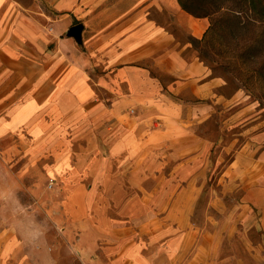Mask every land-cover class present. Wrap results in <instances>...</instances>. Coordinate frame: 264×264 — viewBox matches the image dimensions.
Returning a JSON list of instances; mask_svg holds the SVG:
<instances>
[{
	"label": "rangeland",
	"instance_id": "1",
	"mask_svg": "<svg viewBox=\"0 0 264 264\" xmlns=\"http://www.w3.org/2000/svg\"><path fill=\"white\" fill-rule=\"evenodd\" d=\"M186 2L197 13L208 5L230 4ZM41 5L52 15L46 29L55 38L64 37L71 24L83 23L82 43L72 39L85 59L89 83L100 80L110 89L126 90L127 73L110 61L132 64V37L117 43L119 32L132 29V16H124L132 0H41ZM156 17L188 42L186 57L196 55L206 64L201 54L210 60L214 68L206 65L224 85L207 99L195 98L186 87L177 107L180 117L164 118L162 107L147 102L122 101L117 123L106 117L111 100L98 87L91 100L74 104L63 98L56 106L46 101L35 111L29 95L16 110L11 98L0 101V119L10 111L4 106L15 110L5 132L0 129V232L8 246H18L0 264H26L25 255L41 254L38 242L56 256V264H83L79 249L96 251L98 224L105 217L134 225L147 220L156 224L154 233L171 231L166 223L185 218L196 230L193 243L208 244L211 238L204 264H264V98L249 94L232 69L221 67L233 58L230 51L219 52L222 42L240 46L237 36L251 27L235 29L237 36L226 29L224 37L213 36L211 46L195 40L171 16ZM140 65L166 88L173 80L150 57ZM26 86H20L23 93ZM182 127L184 134H173ZM108 146L116 153L106 155ZM103 168L111 180H96ZM84 222L90 229L81 242Z\"/></svg>",
	"mask_w": 264,
	"mask_h": 264
},
{
	"label": "crops",
	"instance_id": "2",
	"mask_svg": "<svg viewBox=\"0 0 264 264\" xmlns=\"http://www.w3.org/2000/svg\"><path fill=\"white\" fill-rule=\"evenodd\" d=\"M116 12V15L121 13L119 9ZM124 16H132V29L130 32L127 30L119 32L120 40L117 43L120 46L126 39L132 37V64L121 62L116 64L115 59L111 58L110 64L126 72L127 78L126 90H119L117 86L110 89L109 84H104L100 80H94L93 84L89 83L84 76L85 59L71 37L65 35L55 38L48 32L46 21L51 19L52 15L42 8L41 0H0V101L11 98L10 102L16 104L22 102L25 95H29L35 111L40 109L41 102L46 101L56 106L63 98L73 100L74 104L91 100L98 96L96 93L98 87L102 88L111 100L106 117L114 118V122L117 123L123 116L118 111L122 101L147 102L162 107L164 118L180 117L183 112H177V107L180 105L179 101L183 100L181 95L186 87L190 88L195 98L207 99L216 95V89L224 85L223 78L213 75L210 68L196 55L186 57L184 50L188 48V42L180 41L173 31L167 29L164 21L156 17L171 16L176 25L186 29L191 37L199 39L209 25L207 16L192 15L182 9L177 0H132V10ZM103 34L102 32L101 35ZM148 57L153 59L158 69L173 77L167 88L150 73L148 67L140 65V61ZM25 82L29 84L28 87ZM21 85L26 86L25 93L20 88ZM8 105L4 106L10 109L7 117L3 116L0 119L2 132L7 129L3 127L4 123L10 122L8 116L20 107L16 104L13 111ZM6 125L8 126L7 123ZM184 130L185 127H182L173 131V134L182 135ZM115 148L110 150L108 146L106 155L116 153ZM111 179L112 175L107 174L105 168L100 169L96 178L99 181ZM168 212L169 210L165 215ZM166 225L167 229L173 226L172 230L154 233L152 230L157 227L156 224L147 220L134 225L130 221L121 223L105 217L98 224L96 251L92 253L87 248H82L77 255L83 264H88L89 261L96 264H161L164 260L168 264H204L203 259L210 257L205 250L211 251V238L208 244L193 243L196 230L185 218L168 222ZM82 226L78 233L81 242L86 231L90 229L86 222L82 223ZM7 239L4 240L1 231L2 259L11 256L18 247L12 249L6 244ZM81 242L78 240L76 244L80 246L83 244ZM36 245V248L41 247V254L33 258L25 255L27 259L24 258V263H57L56 256L47 255L41 242ZM188 248L192 251L185 257Z\"/></svg>",
	"mask_w": 264,
	"mask_h": 264
},
{
	"label": "trees",
	"instance_id": "3",
	"mask_svg": "<svg viewBox=\"0 0 264 264\" xmlns=\"http://www.w3.org/2000/svg\"><path fill=\"white\" fill-rule=\"evenodd\" d=\"M182 9L195 16H208L209 25L198 42L213 46V36H223V31L228 29L233 36H237L235 29L241 27L251 30L247 35L237 36L241 39V45L231 46L228 42H222L219 52H231L232 60H228L221 67L232 69L235 78L242 87L251 95L264 98V0H229L230 4H216L202 8L200 13L195 12L186 0H177ZM246 16V17H245ZM246 18V19H245ZM254 26V28H252ZM259 27V28H256ZM199 56L206 64L214 68L210 60L203 55ZM223 65V66H222Z\"/></svg>",
	"mask_w": 264,
	"mask_h": 264
},
{
	"label": "water",
	"instance_id": "4",
	"mask_svg": "<svg viewBox=\"0 0 264 264\" xmlns=\"http://www.w3.org/2000/svg\"><path fill=\"white\" fill-rule=\"evenodd\" d=\"M84 25L81 22L72 24L66 29L65 35L67 37H71L75 40L76 43L80 44L82 43V31H83Z\"/></svg>",
	"mask_w": 264,
	"mask_h": 264
},
{
	"label": "built area",
	"instance_id": "5",
	"mask_svg": "<svg viewBox=\"0 0 264 264\" xmlns=\"http://www.w3.org/2000/svg\"><path fill=\"white\" fill-rule=\"evenodd\" d=\"M53 178L50 179V185L52 184Z\"/></svg>",
	"mask_w": 264,
	"mask_h": 264
}]
</instances>
